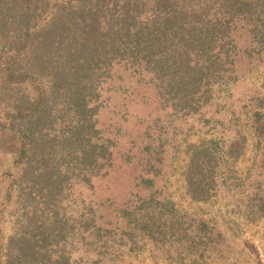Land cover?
I'll use <instances>...</instances> for the list:
<instances>
[{"label":"trees","instance_id":"1","mask_svg":"<svg viewBox=\"0 0 264 264\" xmlns=\"http://www.w3.org/2000/svg\"><path fill=\"white\" fill-rule=\"evenodd\" d=\"M263 62L264 0H0V129L20 140L10 175L22 214L2 264H115L140 243L227 264L216 223L171 199L166 166L180 124H221L206 118L213 91ZM254 101L251 220L264 216L263 99ZM214 144L187 147L181 179L192 202L217 193ZM225 147L238 162L249 143L237 128ZM120 172L123 196L99 199L97 183Z\"/></svg>","mask_w":264,"mask_h":264},{"label":"rangeland","instance_id":"2","mask_svg":"<svg viewBox=\"0 0 264 264\" xmlns=\"http://www.w3.org/2000/svg\"><path fill=\"white\" fill-rule=\"evenodd\" d=\"M239 75L240 82L237 87L230 84L229 87L215 89L212 93V105L205 109L208 120L211 119L214 123L220 120L221 124L209 125L202 130L197 125L192 127L194 120L180 124L184 132L177 140L180 145L178 154H175L166 166V187L177 206L198 218L211 219L216 223L229 247L225 255L227 264H264V216L251 220L255 218L246 214L248 199L253 189L250 182L255 175H259L256 166L257 154L253 151L256 142L251 116L257 104L254 99L262 98L263 105L258 112L263 116L264 122V62L253 68L242 66L239 68ZM138 93L139 91H135L133 97L136 98ZM112 101L114 105L116 102L120 104L117 97ZM111 111L112 109L102 112V124L110 121ZM133 124L131 121L129 127L132 128ZM237 128L246 135L249 143L248 154L238 162L227 161L224 156L225 146L236 137ZM209 141L215 143L213 147L222 164L218 171L217 193L206 203H195L186 195L181 179L186 163L185 153L188 145ZM19 149V137L13 135V132L0 129V264L5 261L8 244L20 232L22 222V214L16 205L19 194L17 188L12 186L13 177L10 175L16 171L14 163ZM128 178L126 172H120L108 182L106 180L97 183V197L103 199L117 191L122 197L124 190L119 184L129 186ZM167 250L171 251V254L167 253ZM167 250L160 254L154 249L152 251L150 245L140 243L121 253L115 264H204L205 260L194 262L190 258L182 262L174 250ZM78 255L77 253L74 257L78 258ZM121 255L123 256L119 258ZM206 261V264L215 263L212 259Z\"/></svg>","mask_w":264,"mask_h":264}]
</instances>
